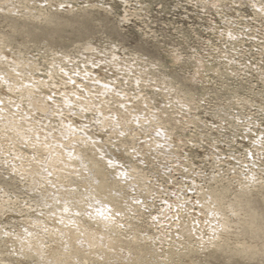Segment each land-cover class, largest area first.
I'll return each mask as SVG.
<instances>
[{
  "label": "rangeland",
  "instance_id": "obj_1",
  "mask_svg": "<svg viewBox=\"0 0 264 264\" xmlns=\"http://www.w3.org/2000/svg\"><path fill=\"white\" fill-rule=\"evenodd\" d=\"M0 264H264V0H0Z\"/></svg>",
  "mask_w": 264,
  "mask_h": 264
},
{
  "label": "snow or ice",
  "instance_id": "obj_2",
  "mask_svg": "<svg viewBox=\"0 0 264 264\" xmlns=\"http://www.w3.org/2000/svg\"><path fill=\"white\" fill-rule=\"evenodd\" d=\"M105 87H107V85H105ZM112 164H113L112 160H111V159H109V161H108V166H109V167H111V166H112Z\"/></svg>",
  "mask_w": 264,
  "mask_h": 264
},
{
  "label": "bare ground",
  "instance_id": "obj_3",
  "mask_svg": "<svg viewBox=\"0 0 264 264\" xmlns=\"http://www.w3.org/2000/svg\"><path fill=\"white\" fill-rule=\"evenodd\" d=\"M16 90V89H15ZM23 91V90H22ZM68 117V116H67ZM67 143V142H66ZM64 144V143H63ZM60 145H61V143H60ZM61 150V149H60ZM63 156V155H62ZM253 217V216H252Z\"/></svg>",
  "mask_w": 264,
  "mask_h": 264
}]
</instances>
